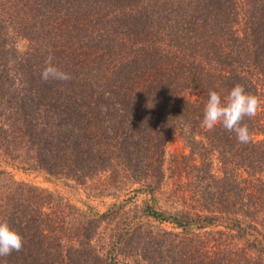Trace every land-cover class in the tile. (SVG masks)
<instances>
[{
  "label": "trees",
  "instance_id": "16d2710c",
  "mask_svg": "<svg viewBox=\"0 0 264 264\" xmlns=\"http://www.w3.org/2000/svg\"><path fill=\"white\" fill-rule=\"evenodd\" d=\"M236 84L262 102L247 144L201 126ZM0 155L112 198L0 168L23 237L0 264H264V0H0Z\"/></svg>",
  "mask_w": 264,
  "mask_h": 264
},
{
  "label": "clouds",
  "instance_id": "9594fccd",
  "mask_svg": "<svg viewBox=\"0 0 264 264\" xmlns=\"http://www.w3.org/2000/svg\"><path fill=\"white\" fill-rule=\"evenodd\" d=\"M45 82H66L72 79L70 73L64 71L53 62L51 54L45 60V67L41 74ZM262 102L259 97L247 92L243 85L236 84L226 97L222 98L220 92L210 91L209 98L204 107L201 126L211 131L221 125L229 132H235L239 143L247 144L251 141V133L245 117L252 118L257 115ZM23 247V237L6 222H0V257L11 255Z\"/></svg>",
  "mask_w": 264,
  "mask_h": 264
},
{
  "label": "rangeland",
  "instance_id": "374dc122",
  "mask_svg": "<svg viewBox=\"0 0 264 264\" xmlns=\"http://www.w3.org/2000/svg\"><path fill=\"white\" fill-rule=\"evenodd\" d=\"M186 148L183 145V142L178 138H172L168 141L166 147V155L169 157V154L173 151L181 152ZM6 168L11 172L13 178L18 180H26L32 182L36 185L54 190L65 196L70 201L75 204L86 207V204L93 205L97 210H104L105 207L111 202L112 198H89L84 192V188L73 181H66L63 179L55 178L48 176L46 173L37 170H22L16 168L13 165L7 163L4 160V157L0 155V168ZM141 196L139 195L138 198Z\"/></svg>",
  "mask_w": 264,
  "mask_h": 264
}]
</instances>
